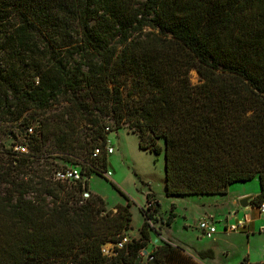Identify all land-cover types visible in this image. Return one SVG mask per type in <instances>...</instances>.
I'll use <instances>...</instances> for the list:
<instances>
[{
  "label": "trees",
  "instance_id": "16d2710c",
  "mask_svg": "<svg viewBox=\"0 0 264 264\" xmlns=\"http://www.w3.org/2000/svg\"><path fill=\"white\" fill-rule=\"evenodd\" d=\"M35 115L28 152L0 160V264H202L212 249L158 238L151 192L121 247L129 201L83 193L105 176L107 134L125 128L162 154L166 196L256 178L251 205L264 200V0H0V121L22 136ZM47 144L79 179L33 167Z\"/></svg>",
  "mask_w": 264,
  "mask_h": 264
},
{
  "label": "rangeland",
  "instance_id": "374dc122",
  "mask_svg": "<svg viewBox=\"0 0 264 264\" xmlns=\"http://www.w3.org/2000/svg\"><path fill=\"white\" fill-rule=\"evenodd\" d=\"M189 77L193 83L198 81V75L194 70L189 72ZM38 117V115H35V118L28 124L29 127L35 125ZM14 123L15 121L4 122L2 119L0 121V160L5 163L11 159L10 149H12V146L21 144L23 137L26 136V133H29L27 129L22 128L21 136L16 131ZM106 137L105 150L107 152L108 147L112 149L111 153H106V170L109 171V175L92 174L89 176L84 193L98 194L104 200L106 209L113 210L114 206L124 205L127 200L129 201L131 228L126 231L125 237L127 239L138 236V227L142 221L139 209L145 207V195L151 192V201L153 202L155 199L159 203V207L155 221H151L150 224L153 228L159 230L160 236L165 237L168 226L160 224V220L165 219L167 212L170 210V204L174 205L172 211L175 217L170 223L173 227L172 235L177 238H184L186 242L184 248L193 256L196 257V250L212 248L214 258L207 259L214 264H234L243 257H246L249 262L260 261L264 258V214H258L256 207L251 205V201H249L248 206L240 207L238 205L240 197H235L241 191H251L255 194L258 188L256 178L236 183L238 191L235 195L232 194L233 197L226 196L220 199L218 195L166 196L163 184L162 154L154 155L139 149L136 136L125 128L109 132ZM25 152H28L26 147ZM35 165L46 170L47 175H53L55 169L63 167L79 168L78 164L67 162L61 158L50 144L43 147V153L35 161L33 167ZM110 181L125 194L127 199L111 186ZM234 201H236L235 204ZM232 209L249 211L251 218H255L254 226L247 222L242 228L223 230V224L230 222L225 221L224 217ZM204 211L209 212V214L214 213V218L206 216L213 220L216 226V230L210 238L202 235L197 227L198 220L204 217ZM241 215L240 212L239 216ZM154 237H156L155 234L151 232L150 240ZM109 246L106 245L105 248L107 249Z\"/></svg>",
  "mask_w": 264,
  "mask_h": 264
},
{
  "label": "built area",
  "instance_id": "2783aa9c",
  "mask_svg": "<svg viewBox=\"0 0 264 264\" xmlns=\"http://www.w3.org/2000/svg\"><path fill=\"white\" fill-rule=\"evenodd\" d=\"M28 132L30 133L32 131L31 127L27 128ZM12 149L15 151L19 152H25V146L21 144H16L12 146ZM98 149H94L93 155L97 153ZM112 149L111 147L107 148V154L111 153ZM105 175H109V171L104 172ZM53 178L59 179V180H64V179H72L76 180L80 178V174L78 172V169L74 168H61L57 169L53 172ZM87 192L83 194V196H87ZM258 214H264V200H262L258 206L256 207ZM245 222L244 220H236L235 222L229 224L227 226V229L232 230L235 228H242L244 226ZM197 227L199 231L201 232L202 235L206 237H211V235L215 232L216 227L214 225V222L209 219V217H201L198 222H197ZM126 241V237H123L120 242L116 243L117 247H121L122 243ZM102 251H106V248L103 247Z\"/></svg>",
  "mask_w": 264,
  "mask_h": 264
},
{
  "label": "crops",
  "instance_id": "0c3cea01",
  "mask_svg": "<svg viewBox=\"0 0 264 264\" xmlns=\"http://www.w3.org/2000/svg\"><path fill=\"white\" fill-rule=\"evenodd\" d=\"M238 185L237 184H232V185H230V186H228V188H227V192H226V194H223V195H218V196H220V199H222V198H224V197H226V196H232V194H234L235 195V193H236V191H238V187H237ZM231 187V188H230ZM230 189H232L231 191H230ZM257 190H258V188H257ZM256 192L257 191H255V194H256ZM244 195H254V193H252L251 191H241L238 195L236 194L235 195V197L237 198V197H242V196H244ZM215 196V195H214ZM233 197V196H232ZM237 201V200H236ZM236 201H234V204L236 203ZM232 203V202H231ZM235 207H236V205H235ZM240 212L242 213V215L241 216H239V214H240ZM213 215H214V213L212 212V213H210L209 214V212H207V211H204V213H203V216H211V217H213ZM214 218V217H213ZM244 220V222H245V224L247 223V222H249V223H251V225L252 226H254V221H255V218H251V214H250V212L249 211H247V210H242V211H239L238 209H232L231 211H228V215L226 216V217H224V220L225 221H230V222H228L227 224H223V230H225V229H227V226L229 225V224H231V223H233V222H235L236 220ZM213 221V220H212ZM216 227V226H215ZM172 226H171V224H170V226L168 227V231H167V234H165L166 236L165 237H163V236H158V238H163V239H165V238H169L170 240H172V241H174V242H177V243H179V244H181L182 246H186V242L184 241V238H177V237H175V236H173L172 235ZM170 231V232H169ZM201 233V232H200ZM212 236V235H211ZM207 238H210V237H207ZM156 240H157V238H154L153 240H152V242L153 243H155L156 242ZM215 245V244H214ZM151 247V244H149V248ZM206 247H209V246H206ZM211 247H213V246H211ZM206 249H212V248H206ZM202 250H205V249H202ZM196 251H200V250H196ZM213 251V250H212ZM213 254H214V252H213ZM214 258V255H213V257L211 258V259H213ZM202 264H214V263H212V261H209L207 258H204V259H202V260H199ZM240 261L241 260H238L236 263H234V264H239L240 263ZM260 261H264V258L263 259H261Z\"/></svg>",
  "mask_w": 264,
  "mask_h": 264
},
{
  "label": "water",
  "instance_id": "95a60500",
  "mask_svg": "<svg viewBox=\"0 0 264 264\" xmlns=\"http://www.w3.org/2000/svg\"><path fill=\"white\" fill-rule=\"evenodd\" d=\"M252 196H253V195H246V196L240 197V198L238 199V205H239L240 207H246V206H248L249 201L251 200ZM145 252H146V251L144 250L143 253H145Z\"/></svg>",
  "mask_w": 264,
  "mask_h": 264
}]
</instances>
